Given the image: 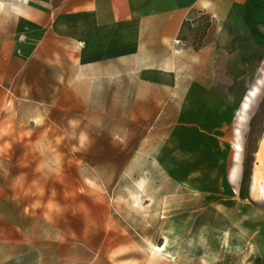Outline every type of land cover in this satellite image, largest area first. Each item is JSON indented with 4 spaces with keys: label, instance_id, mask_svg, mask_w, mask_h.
<instances>
[{
    "label": "rangeland",
    "instance_id": "rangeland-1",
    "mask_svg": "<svg viewBox=\"0 0 264 264\" xmlns=\"http://www.w3.org/2000/svg\"><path fill=\"white\" fill-rule=\"evenodd\" d=\"M23 2L0 0V264H264V178H253L264 173V94L241 125L242 198L241 177L237 192L228 178L233 124L227 159H158L162 131L126 121L108 61L80 79L75 54L21 67Z\"/></svg>",
    "mask_w": 264,
    "mask_h": 264
},
{
    "label": "crops",
    "instance_id": "crops-1",
    "mask_svg": "<svg viewBox=\"0 0 264 264\" xmlns=\"http://www.w3.org/2000/svg\"><path fill=\"white\" fill-rule=\"evenodd\" d=\"M23 1V40L15 45L21 67L58 65L75 54L80 79L108 61L110 96L125 98L126 121L162 131L158 159H227L233 124L228 178L237 192L241 125L261 76L242 94L241 107L232 99L264 50V0Z\"/></svg>",
    "mask_w": 264,
    "mask_h": 264
},
{
    "label": "trees",
    "instance_id": "trees-1",
    "mask_svg": "<svg viewBox=\"0 0 264 264\" xmlns=\"http://www.w3.org/2000/svg\"><path fill=\"white\" fill-rule=\"evenodd\" d=\"M252 122H253V117L250 120V124H252ZM250 170H251V158L249 154L246 153L242 163V174H241V182H240V190H239L240 197L242 198L245 197L243 192L244 191L243 187L249 179Z\"/></svg>",
    "mask_w": 264,
    "mask_h": 264
},
{
    "label": "water",
    "instance_id": "water-1",
    "mask_svg": "<svg viewBox=\"0 0 264 264\" xmlns=\"http://www.w3.org/2000/svg\"><path fill=\"white\" fill-rule=\"evenodd\" d=\"M264 66V62H262L259 70H258V74L257 75H261V78L260 80H257L256 83H257V90H256V94L255 96H251V103L249 104V107H250V110H252V107L256 104V101L259 99V97L264 94V75L261 74L262 72V69L261 67ZM247 93V91H246ZM245 96L242 97L241 101H240V104H239V107H241L242 105V102H243V99H244ZM250 110L248 111V117H249V113H250Z\"/></svg>",
    "mask_w": 264,
    "mask_h": 264
},
{
    "label": "bare ground",
    "instance_id": "bare-ground-1",
    "mask_svg": "<svg viewBox=\"0 0 264 264\" xmlns=\"http://www.w3.org/2000/svg\"><path fill=\"white\" fill-rule=\"evenodd\" d=\"M253 178H255V180H259L260 178H264V173H261L259 172L258 170H254V173H253ZM262 181V180H261ZM260 184V183H259ZM261 197L264 198V191L261 192ZM165 247L164 246H157L155 248V251L156 252H160L164 249Z\"/></svg>",
    "mask_w": 264,
    "mask_h": 264
},
{
    "label": "built area",
    "instance_id": "built-area-1",
    "mask_svg": "<svg viewBox=\"0 0 264 264\" xmlns=\"http://www.w3.org/2000/svg\"><path fill=\"white\" fill-rule=\"evenodd\" d=\"M18 40H20V41H22L23 40V35L22 34H20L19 35V38H18ZM179 40H177V42H178ZM82 44V42H80V45Z\"/></svg>",
    "mask_w": 264,
    "mask_h": 264
},
{
    "label": "flooded vegetation",
    "instance_id": "flooded-vegetation-1",
    "mask_svg": "<svg viewBox=\"0 0 264 264\" xmlns=\"http://www.w3.org/2000/svg\"><path fill=\"white\" fill-rule=\"evenodd\" d=\"M262 69V72H264V68H261ZM261 75L259 74L257 77H256V79H255V81L257 80V78H259ZM254 81V82H255ZM249 90V89H248ZM251 111V110H250ZM248 118V117H247Z\"/></svg>",
    "mask_w": 264,
    "mask_h": 264
}]
</instances>
